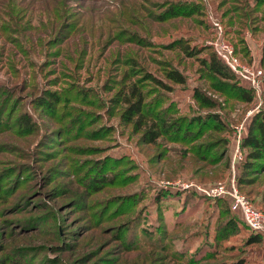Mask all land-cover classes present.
I'll return each instance as SVG.
<instances>
[{
    "label": "rangeland",
    "instance_id": "374dc122",
    "mask_svg": "<svg viewBox=\"0 0 264 264\" xmlns=\"http://www.w3.org/2000/svg\"><path fill=\"white\" fill-rule=\"evenodd\" d=\"M222 41L264 72V3L0 0V264H264V231L247 243L228 196L208 195L232 183L264 211V170L240 173L264 78L209 72ZM135 83L167 124L154 143L112 101Z\"/></svg>",
    "mask_w": 264,
    "mask_h": 264
},
{
    "label": "trees",
    "instance_id": "16d2710c",
    "mask_svg": "<svg viewBox=\"0 0 264 264\" xmlns=\"http://www.w3.org/2000/svg\"><path fill=\"white\" fill-rule=\"evenodd\" d=\"M255 4H263L264 0H253ZM182 8L179 6H175L174 8H170L167 11L168 17H174L177 15H181L182 12L180 11ZM262 49L264 50V44ZM193 53V52H190ZM202 64H205L207 70L216 76L226 79L227 74V67L220 62L214 53H209L206 58L201 59ZM171 79L177 82H183V77L176 71L170 72ZM150 79V76H147ZM248 101L250 98H245ZM143 100H144V92L142 91L140 86H136L132 84L131 86L126 87L122 91L118 92L115 97L112 99L114 103L123 104L124 107L120 111V117L125 121L126 124H130L134 126L136 132H140L143 142L145 143H154L163 132V127H167V124L161 123L159 124L158 121L152 120L148 116H146L143 112ZM202 100L205 102V106H208L206 103L207 99L202 97ZM41 104L45 105L46 107L49 106V102L42 101ZM251 124L248 125L247 130L245 131L244 135L242 136L241 140V147L246 148L247 151L245 153L246 161H243L240 167V173L244 174L246 177L247 175L251 174V172H257L264 170V112L258 115H254L251 120ZM19 126L23 129L22 133H28L31 131V127L37 125L31 123L29 118L23 114L18 119ZM228 164V163H227ZM249 172V173H247ZM247 173V174H246ZM241 176H238L237 181L240 184V180L242 179ZM260 210V209H259ZM263 213L264 211L261 210ZM32 222H20L19 226L22 229L33 227L34 224ZM244 224V223H243ZM50 228L52 231H56V228H52L53 224H50ZM245 225V224H244ZM247 227V226H246ZM248 228V227H247ZM47 236H51L52 234L47 231ZM261 239L260 232L253 231L251 234L248 235L246 242H258ZM213 264H226L223 262H215Z\"/></svg>",
    "mask_w": 264,
    "mask_h": 264
},
{
    "label": "built area",
    "instance_id": "2783aa9c",
    "mask_svg": "<svg viewBox=\"0 0 264 264\" xmlns=\"http://www.w3.org/2000/svg\"><path fill=\"white\" fill-rule=\"evenodd\" d=\"M214 48L217 58L230 70L238 73L242 79L251 85V87L256 88L258 80L264 78V72L259 67H254L253 65H241L228 43L224 41L215 43ZM191 186L194 187L195 185L186 183L183 187L187 188ZM195 187L197 189L199 188V186ZM221 193L228 196L230 210L238 214L245 226L252 231H264V213L255 207L245 196L238 194L232 183L226 189H222L221 186H218L213 190H210L208 195H218Z\"/></svg>",
    "mask_w": 264,
    "mask_h": 264
}]
</instances>
